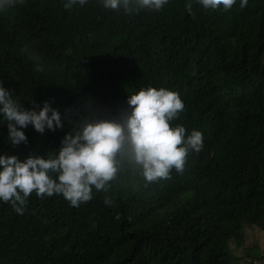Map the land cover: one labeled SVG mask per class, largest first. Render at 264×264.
Segmentation results:
<instances>
[{
  "label": "trees",
  "instance_id": "obj_1",
  "mask_svg": "<svg viewBox=\"0 0 264 264\" xmlns=\"http://www.w3.org/2000/svg\"><path fill=\"white\" fill-rule=\"evenodd\" d=\"M65 2L22 0L0 12V81L26 108L48 100L63 121L43 134L29 125L27 144L12 146L0 120V153H55L86 106L117 115L148 86L179 94L184 109L170 126L200 130L203 147L183 172L152 182L125 166L79 206L33 192L17 214L0 201V264H239L232 242L243 248L246 226L264 232V0L194 3L192 14L185 0H168L130 15L101 0Z\"/></svg>",
  "mask_w": 264,
  "mask_h": 264
},
{
  "label": "clouds",
  "instance_id": "obj_2",
  "mask_svg": "<svg viewBox=\"0 0 264 264\" xmlns=\"http://www.w3.org/2000/svg\"><path fill=\"white\" fill-rule=\"evenodd\" d=\"M22 0H0V12H5ZM87 0H66L64 7L83 6ZM103 7L133 14L140 9L159 12L168 0H101ZM240 7L247 0H239ZM205 10L231 9L236 0H185L192 14L193 4ZM29 58L41 71L40 57L25 46ZM26 108L21 100L0 81V120L7 126V142L12 146L27 144L24 131L29 125L43 134L63 127L60 112L48 100L43 105L32 102ZM126 107L117 115H100L86 106L83 115L60 142L59 149L46 156L0 153V201L9 203L17 214H23L28 197L54 194L62 196L71 206L92 199V189L107 190L108 182L116 178L125 166L138 169L148 182L169 176L173 168L183 172L189 151L203 147V133L192 129L185 135L183 125L170 122L183 111L179 94L165 87H142L127 95ZM111 204L110 200H105Z\"/></svg>",
  "mask_w": 264,
  "mask_h": 264
},
{
  "label": "rangeland",
  "instance_id": "obj_3",
  "mask_svg": "<svg viewBox=\"0 0 264 264\" xmlns=\"http://www.w3.org/2000/svg\"><path fill=\"white\" fill-rule=\"evenodd\" d=\"M232 247L235 250V255L239 257V264H264V232L256 226L245 227L243 248L234 247V242H232ZM247 249L258 251L262 257L252 260L251 257L246 255Z\"/></svg>",
  "mask_w": 264,
  "mask_h": 264
}]
</instances>
